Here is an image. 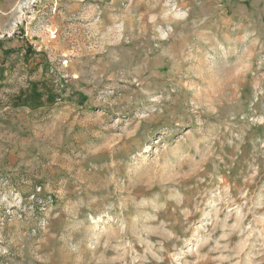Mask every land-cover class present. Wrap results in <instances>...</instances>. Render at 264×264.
<instances>
[{
	"label": "rangeland",
	"instance_id": "obj_1",
	"mask_svg": "<svg viewBox=\"0 0 264 264\" xmlns=\"http://www.w3.org/2000/svg\"><path fill=\"white\" fill-rule=\"evenodd\" d=\"M20 1L0 264H264V0Z\"/></svg>",
	"mask_w": 264,
	"mask_h": 264
},
{
	"label": "bare ground",
	"instance_id": "obj_2",
	"mask_svg": "<svg viewBox=\"0 0 264 264\" xmlns=\"http://www.w3.org/2000/svg\"><path fill=\"white\" fill-rule=\"evenodd\" d=\"M30 1L31 0H21L20 2H19V4L15 7V8H17V11L19 12L18 14V17H17V19H14L10 24V27L8 28V30H11V29H13L15 26H16V22L18 21V19L21 17V15L23 14V8H24V6H26V5H28V4H30ZM7 30V31H8Z\"/></svg>",
	"mask_w": 264,
	"mask_h": 264
}]
</instances>
